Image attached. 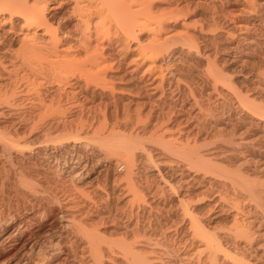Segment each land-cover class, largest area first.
<instances>
[{
  "label": "bare ground",
  "instance_id": "obj_1",
  "mask_svg": "<svg viewBox=\"0 0 264 264\" xmlns=\"http://www.w3.org/2000/svg\"><path fill=\"white\" fill-rule=\"evenodd\" d=\"M18 89L36 95L19 109ZM251 142L264 151V0H0V200L56 187L42 209L0 201L5 264H264ZM49 146L78 184L41 170ZM113 160L127 184L93 185ZM137 162L160 182L137 183Z\"/></svg>",
  "mask_w": 264,
  "mask_h": 264
},
{
  "label": "rangeland",
  "instance_id": "obj_2",
  "mask_svg": "<svg viewBox=\"0 0 264 264\" xmlns=\"http://www.w3.org/2000/svg\"><path fill=\"white\" fill-rule=\"evenodd\" d=\"M50 5L52 6V4L49 2V9H50ZM49 11H50V10H49ZM140 41H141L140 39H137V40H135V41H132V42H131V46H133V45L136 46V44H138ZM164 59H165V61H168V57H167V55H165ZM238 75H239V74H238ZM238 75H237V76H238ZM240 75H241V74H240ZM234 76H235V75H234ZM16 91H17V90H16ZM16 91H15V93H16ZM20 91L23 92L22 90L18 89L17 94L14 93L16 96L13 95V97H16V99L12 97L13 100L15 99V101H16L15 106H17V109L20 108V106H19V108H18V105L21 104L20 102H22V104H24V103L26 104V102H24V101H25V99H26L27 97L30 98L31 95H34V97H36L35 93H32L33 91H31V90L28 91V92H30V93L26 92V93H28V94H25L26 97L24 96V93H25V92H23V96H24V97H23V96L21 95V92H20ZM19 93H20V94H19ZM18 94H19V95H18ZM17 95H18V96H21V97H19V98H21V99H22V97H23V99H22L23 101H21V99H20V101H19V100L17 99V98H18ZM28 95H29V96H28ZM13 102H14V101H13ZM13 102H12V103H13ZM25 104H24V105H25ZM23 108H25V107L22 106L21 109H23ZM177 115H178V116H177ZM180 115L182 116V115H184V114H182V113H179V114H178V113H177V114H176V117H180ZM167 123H168V122H167ZM171 123H172V122L168 123V125L166 124V126H168V128H169V127H170V128L173 127V126H171ZM182 125H183V126H181V125L179 126L180 129H182V130H180V131L178 130L179 128H177V130L173 128L174 130H176L175 132H178V131L181 132V131H182V134H184V132H185L184 130H185V128L187 127V125H185V123H183ZM181 127H183V128H181ZM174 130H173V132H174ZM43 133H44V131H43L41 134H43ZM54 136H55V135H54ZM54 136H53V137H54ZM43 141H44V140H43ZM45 143H46V139H45V142H44V143H43V142L41 143L42 147L47 146V145H45ZM46 144H47V143H46ZM246 144H247V143H246ZM248 144H249V146H248ZM248 144L246 145V148H247V147L250 148V146H251L252 150L256 149V148L254 147V142H253V143L251 142V143H248ZM255 144H256V143H255ZM251 148H250V149H251ZM263 148H264V147H263ZM48 149H49V150H48ZM48 149H47V150H48V154H49V155H47L48 158H46L45 156H43V157L41 156L42 158H39V159H40V162H41V163L43 162V163L41 164V166H42L41 170L44 171L45 168L50 167V169H51L53 172H55V174L57 175V179H60V178L63 179V178H64L63 180H65L66 182L69 181L68 184H70V183L73 182V181H74L73 183L78 184V182H79L78 179H79V178H77V180H75V179L72 180L71 177H70L71 172H70L69 169H68V165H69V166H72L73 164L75 165V163H74L75 161L73 162V161L67 160L68 163H67V164H66V163L64 164V160L62 159L63 162L60 160L61 162H59V163H58V166H57V162L54 161V160L52 159V157H51V156L53 155V154H51L52 151H50V150H52V147L50 148V146H49ZM254 151H255V150H254ZM260 151H261V150H259V151L257 150V151H255L254 153H256V152H260ZM57 152H60V154H61V152H63L64 154L66 153L65 151H57ZM262 152H264V151H262ZM262 152H261V153H256V154H259V156L256 155V154H255V155H256L257 157H260V156H263V157H264V153L262 154ZM180 153H181V152H180ZM180 153L177 154V155H174V154H176V153H173V155H171V156L173 157V158H172V160H173L172 167H174L175 169L177 168L176 170L179 171L178 174H179V173L181 174L180 169L182 168L181 171H183V167H184L185 172L188 171L189 169H191V166H189V165L187 164V165L189 166V167H188V166L186 165V163L188 162L186 159H188V157H189L188 155H189V154L186 155L187 153H185V152H182L181 154H180ZM183 153H184L185 155H182ZM58 154H59V153H58ZM137 154L140 156L139 152H138ZM261 154H262V155H261ZM56 155H57V153H56ZM61 155H62V154H61ZM65 155H67V154H65ZM65 155H64V156H65ZM86 155H87V157L89 156L90 158H91V156H92L91 153H90V151L88 152V150H87V154H86ZM179 155H180V156H179ZM67 156H68V155H67ZM67 156H65V158H66ZM184 156H186V157H184ZM187 156H188V157H187ZM89 157H88V158H89ZM44 158H46V159H45V160H42V159H44ZM47 159H49V160H47ZM174 159H175L176 161H175ZM184 159L186 160V162L184 161ZM189 159H190V158H189ZM41 160H42V161H41ZM45 161H46V162L48 161V162L46 163ZM53 161H54V162H53ZM113 161H114V162H107V163H106V164H108V168H107V169H108V172H107L106 174L104 173V174L100 177V179H95V176H94V177L92 176L93 178L91 177L89 181L91 182V180H92L91 183H92V184L94 183L93 185H96V184H97L98 186H101V187H103L104 185H109V186H110V185H114L116 182H114V181L111 180V179H112V175L117 173L116 175L120 174L121 176H122V175H123V176L121 177L122 179L120 178V181L117 182L116 184L119 183L118 185L121 184V185L125 186V185L127 184V182H126V179H125L124 175H125L126 170H127V165H126L125 163H123V162H119V161H118V162H117V161L115 162V160H113ZM71 162H72V163H71ZM177 162H178V164H177ZM109 163H110V164H109ZM176 164H177V165H176ZM189 164H191V163H190V160H189ZM43 165H44V166H43ZM59 165H60V166H59ZM65 165H66V166H65ZM117 165H118V166H117ZM169 165H171V163H170ZM173 165H174V166H173ZM54 166H55V167H54ZM185 166L188 167V169H187ZM51 167H52V168H51ZM56 167H57V170H55ZM138 167H140V168H139L140 170L138 169ZM141 167H142V164L137 162V164H136V166H135V168L137 169L136 172L138 173V174L136 173V178H135V181H136L137 183H139V184L141 185V183H142L141 181H143V180L145 181V178H146V177L144 178V176H145L146 174H147V176H149V177H150V176H151V177H155V178H152V179L149 178L150 181L152 180V181L155 182V181L157 180L155 183H157L158 181L160 182V178H159V177H160V174H158V172L156 171L157 169H154L153 167H150V168H153L154 170L148 168V169H149V172H148V169H147V172H148V173L145 172V173L143 174V175H144V176H143L142 173H141V172H143V170H141ZM185 168H186L187 170H186ZM59 170H60V171H59ZM162 170H163V169H162ZM162 170H161V172H162ZM155 171H156V172H155ZM69 172H70V173H69ZM59 173H60V174H59ZM139 173H140V174H139ZM149 173H150V174H149ZM156 174H157V175H156ZM139 175H140V176H139ZM61 176H62V177H61ZM138 176H139L140 178H138ZM142 176H143V177H142ZM166 176H167V175H166ZM59 177H60V178H59ZM65 177H66V178H65ZM157 177H158L159 180L157 179ZM49 178L53 179V177L50 176V175L48 176V178H45L44 175H41L40 177H36V179L38 180V184H39V185H37V186H38V190H37L36 192L31 193V197L29 196V195H30V192H29L28 190H26L27 192L25 193V190H24V193L22 192V194H24V195L26 194V196H23L22 194L19 195V197L21 196L20 199L24 197V198H23L24 200L22 199V202L25 201V202H23L24 204H27L28 201H29L28 203H33V204L37 203V204H35L36 209H37V208H38V209H42L43 206L46 205L45 202H47V201H44V200H46V199H50V198H51V195H52L51 191L53 192L54 189L56 188V187H55V184H53L54 182L52 183L53 180L51 181V179L49 180ZM142 178H143V180H142ZM70 179H71V180H70ZM108 179H109V180H108ZM155 179H156V180H155ZM168 179H169V178H168ZM46 180H47V181H46ZM58 181H59V180H58ZM122 181H123V182H122ZM144 181H143V183H144ZM125 182H126V184H125ZM140 182H141V183H140ZM73 183H72V184H73ZM143 183H142V184H143ZM17 184L19 185V183H17ZM46 184H47V185H46ZM11 187H12V188H11ZM13 187H15V185H14V186H10L11 189H13ZM16 187H17V186H16ZM19 188H20L21 191H22L23 188H22L21 186H19V187H17V188H14V189L12 190L13 193H12V191H10V195H11V196H10V197H11L10 199H12L14 203L17 202L16 204H12V205H14V206L11 207V205H9L10 203H13L10 199H8V200H10V202H9V201L7 200V198H5L6 200H4V203H5V202H6V203L4 204V206H3V201L0 200V201H1V205H2V207H4V209H6V208L9 209L10 207H11V208H15L16 206H18V205L20 204L19 202H21V200H19V197L17 198L19 201H17V199H16V197L18 196L17 193H19V192L16 193V190L19 189ZM40 188H41V189H40ZM45 188H46V189H45ZM53 188H54V189H53ZM167 189H168V188H166V190H165V191H166V192H165L166 196H167L168 193H169L168 196H169L173 201L175 200V201H174V204H176V199H177V198L173 195V193L168 192ZM43 190H44V191H43ZM14 191H15V192H14ZM169 191H170V190H169ZM42 192H43V193H42ZM45 192H46V193H45ZM182 192H183V190H179V194H181ZM41 193H42V194H41ZM14 194H16V195H14ZM32 194H33V197H32ZM12 195L15 196V197H13ZM27 195H28V198H29V200H28V198H27L28 201L25 200L26 197H27ZM37 195H38V197H37ZM43 196H44V197H43ZM168 196H167V197H168ZM40 199H42V200H40ZM30 200H32V201H30ZM34 200H35L36 202H35ZM7 201H8V202H7ZM22 202H21V204L19 205L20 207H21L22 204H23ZM34 202H35V203H34ZM42 202H44V203H42ZM8 203H9V204H8ZM38 203H40V205H38ZM24 204H23V205H24ZM44 204H45V205H44ZM1 205H0V207H1ZM8 205H9V206H8ZM38 206H39V207H38ZM40 206H41V207H40ZM176 206H177V207H176ZM176 206H175L174 209H175V210H176V209L178 210L179 207H178V205H176ZM2 207H1V208H2ZM5 207H6V208H5ZM8 207H9V208H8ZM231 216H232V215H231ZM229 220H231L230 217H229ZM259 240H260V239H259ZM1 251H2V249H0V252H1ZM2 260H3V256L1 255V256H0V264H1V263L5 264Z\"/></svg>",
  "mask_w": 264,
  "mask_h": 264
}]
</instances>
